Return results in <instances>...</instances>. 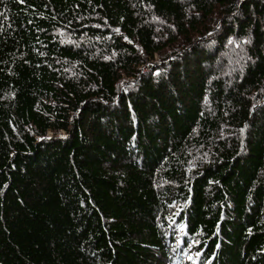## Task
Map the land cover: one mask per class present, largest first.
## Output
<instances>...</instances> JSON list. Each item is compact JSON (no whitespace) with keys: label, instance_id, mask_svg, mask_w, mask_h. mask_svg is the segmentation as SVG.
Here are the masks:
<instances>
[{"label":"trees","instance_id":"16d2710c","mask_svg":"<svg viewBox=\"0 0 264 264\" xmlns=\"http://www.w3.org/2000/svg\"><path fill=\"white\" fill-rule=\"evenodd\" d=\"M0 264H264V0H0Z\"/></svg>","mask_w":264,"mask_h":264},{"label":"rangeland","instance_id":"374dc122","mask_svg":"<svg viewBox=\"0 0 264 264\" xmlns=\"http://www.w3.org/2000/svg\"><path fill=\"white\" fill-rule=\"evenodd\" d=\"M219 23L220 22H218L217 24H215V25H213V27L211 28V30H210V33H203V32H197V33H195V34H193V39L195 40V41H197V42H201V41H207V39H210L212 36H214V34H212V32L213 31H217V30H219ZM209 32V31H208ZM185 38L184 37H182V40H184ZM246 51V50H245ZM170 53V51H168L167 53H165L164 55L166 56V55H168ZM248 56V55H247ZM164 58V56H160V55H156L155 56V59H154V62H152V63H154V64H159V63H161V59H163ZM252 58V57H251ZM250 58V59H251ZM227 69H225V70H222L223 72H225ZM223 75H225V74H223ZM49 133H52V131H50ZM242 142V141H241Z\"/></svg>","mask_w":264,"mask_h":264}]
</instances>
